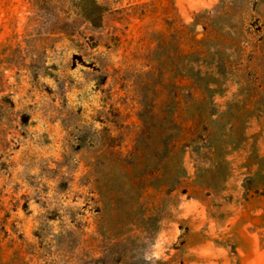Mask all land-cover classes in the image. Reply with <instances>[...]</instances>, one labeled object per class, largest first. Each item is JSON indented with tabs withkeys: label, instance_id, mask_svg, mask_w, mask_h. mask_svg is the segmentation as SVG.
<instances>
[{
	"label": "rangeland",
	"instance_id": "rangeland-1",
	"mask_svg": "<svg viewBox=\"0 0 264 264\" xmlns=\"http://www.w3.org/2000/svg\"><path fill=\"white\" fill-rule=\"evenodd\" d=\"M0 264H264V0H0Z\"/></svg>",
	"mask_w": 264,
	"mask_h": 264
},
{
	"label": "trees",
	"instance_id": "trees-1",
	"mask_svg": "<svg viewBox=\"0 0 264 264\" xmlns=\"http://www.w3.org/2000/svg\"><path fill=\"white\" fill-rule=\"evenodd\" d=\"M78 140L79 141L75 143L76 148H83V146H85V142L83 141L82 138ZM114 142H115V139L113 137H109L99 143L100 158L102 162H105V161L107 162V156L113 153V149L115 147ZM147 177H148V174L139 176L138 174H135V173L130 176V181L136 180L133 183L134 184L133 190L135 192H138L147 186L146 181L148 182L150 180V178H147ZM158 180H161V179L158 178Z\"/></svg>",
	"mask_w": 264,
	"mask_h": 264
}]
</instances>
